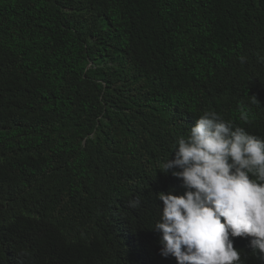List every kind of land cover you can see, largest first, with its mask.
I'll return each instance as SVG.
<instances>
[{
	"label": "trees",
	"instance_id": "16d2710c",
	"mask_svg": "<svg viewBox=\"0 0 264 264\" xmlns=\"http://www.w3.org/2000/svg\"><path fill=\"white\" fill-rule=\"evenodd\" d=\"M260 57L264 0H0V264H176L162 162L207 111L264 138Z\"/></svg>",
	"mask_w": 264,
	"mask_h": 264
},
{
	"label": "clouds",
	"instance_id": "9594fccd",
	"mask_svg": "<svg viewBox=\"0 0 264 264\" xmlns=\"http://www.w3.org/2000/svg\"><path fill=\"white\" fill-rule=\"evenodd\" d=\"M171 153L160 172L171 171L184 192L155 194L163 206L151 230L160 234L161 257L176 264H244L233 246L241 237L264 264V138L207 111L176 137ZM139 205V197L128 201L129 208Z\"/></svg>",
	"mask_w": 264,
	"mask_h": 264
}]
</instances>
